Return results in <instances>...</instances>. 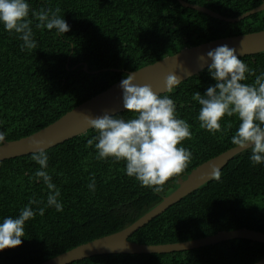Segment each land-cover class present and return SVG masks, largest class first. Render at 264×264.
I'll return each instance as SVG.
<instances>
[{"label": "trees", "instance_id": "obj_1", "mask_svg": "<svg viewBox=\"0 0 264 264\" xmlns=\"http://www.w3.org/2000/svg\"><path fill=\"white\" fill-rule=\"evenodd\" d=\"M223 17L236 18L264 0H183ZM37 47L22 48L19 34L0 25V132L16 141L47 127L74 107L136 71L179 51L221 38L264 31V11L226 23L177 0H27ZM60 9L70 30L37 28L33 11ZM254 75L264 73V53L238 57ZM86 66L87 71H84ZM208 69V68H207ZM207 69L176 86L169 96L192 138L181 145L192 154L186 169L160 193L125 174L124 163L97 159L94 129L46 150L47 171L60 191L63 210L46 204L48 190L35 177L33 154L0 162V220L16 218L25 206L36 215L24 225L21 245L0 251V264H41L80 245L124 230L171 194L196 167L234 148L239 121L223 117L221 132L200 127V106L192 99L214 85ZM112 70V71H111ZM247 75V74H246ZM126 111L117 118L129 119ZM113 116V117H114ZM1 145V144H0ZM249 148L235 155L211 179L133 233L128 240L165 245L237 229L264 234V164ZM95 180V191L88 187ZM32 202V203H30ZM44 208L39 215L38 209ZM264 244L229 240L170 254H105L71 264H256Z\"/></svg>", "mask_w": 264, "mask_h": 264}, {"label": "clouds", "instance_id": "obj_2", "mask_svg": "<svg viewBox=\"0 0 264 264\" xmlns=\"http://www.w3.org/2000/svg\"><path fill=\"white\" fill-rule=\"evenodd\" d=\"M59 13L60 9L56 8L54 11H33L31 15L38 21L37 28L54 29L56 35L61 36L70 27ZM29 14L27 0H0V25L5 31L19 34L23 42L21 47L32 50L37 44ZM235 53L234 48L222 45L200 57L211 61L207 71L215 83L203 95L199 91L194 92L192 99L200 106L197 117L200 127L213 135L222 131L220 121L223 117L235 115L239 124L230 142L242 151L250 148V160L260 165L264 164V73L257 75L253 83H245L254 73ZM179 83L175 74H169L164 80L166 92H172ZM119 88L122 90L123 108L134 115L129 119L107 114L88 118L87 124L97 135L87 143L91 146L96 141L97 159L123 162L128 177L134 178L142 187L160 193L165 183L179 176L192 158L190 150L178 147L185 139L192 138L190 125L177 117L176 106L169 96H158L149 85L137 84L134 74L123 78ZM4 141L5 134L0 132V144ZM36 147L40 145L36 144ZM32 159L39 165L35 177L42 180L48 190L47 206L54 207L57 212L62 211L60 191L47 171L46 151L34 152ZM213 177L219 179L218 169H213ZM88 187L95 191L94 179ZM44 211V208H39V215ZM35 215L30 206H25L16 218L0 220V251L21 245L25 236L24 225Z\"/></svg>", "mask_w": 264, "mask_h": 264}, {"label": "water", "instance_id": "obj_3", "mask_svg": "<svg viewBox=\"0 0 264 264\" xmlns=\"http://www.w3.org/2000/svg\"><path fill=\"white\" fill-rule=\"evenodd\" d=\"M177 1L185 8L196 10L213 19L226 23H236L253 14L264 11L263 2L259 7L236 18H227L207 8L191 5L183 0ZM222 45L234 48L237 57L264 53V31L221 38L186 48L153 64L144 66L133 72H128L127 75L130 73L134 74L137 84L141 86L149 85L153 92L159 96L167 93L164 87V80L169 74H175L180 83L199 74L207 69L211 63V61L200 59V57L206 56L208 51L214 50L216 47ZM84 71H87L86 66H84ZM120 82L121 80L105 91L74 107L58 120L38 132L16 141H4V143L0 145V162L34 154V152L40 150L46 151L56 145L82 135L92 129L86 122L88 118L95 119L105 114L114 116L126 111L123 108L122 90L119 88ZM36 144H39L40 147L37 148ZM241 152L242 150L234 147L199 165L186 176L185 180L179 183V186L171 194L163 197L154 208L124 230L80 245L41 264H71L83 259L105 254H170L199 249L236 239L264 244L263 233L245 228L228 232H218L204 238L165 245H143L128 240L133 233L148 224L152 219L158 217L176 202L213 179V169H218L220 171L230 159ZM256 264H264V258Z\"/></svg>", "mask_w": 264, "mask_h": 264}]
</instances>
